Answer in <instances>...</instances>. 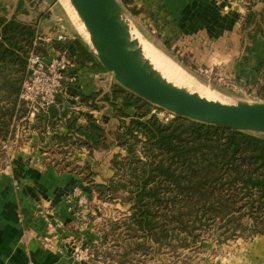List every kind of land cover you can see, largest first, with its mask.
Masks as SVG:
<instances>
[{
  "label": "crops",
  "instance_id": "crops-1",
  "mask_svg": "<svg viewBox=\"0 0 264 264\" xmlns=\"http://www.w3.org/2000/svg\"><path fill=\"white\" fill-rule=\"evenodd\" d=\"M140 2L143 5L140 28L149 30L150 7L156 4V12L153 9L152 14H157L158 36L173 38L171 48H176L195 67H205L211 74L213 70L220 75L216 80L205 75L211 85L232 90L258 87L259 76L264 73V28H246L253 38L252 47L244 43L242 30L264 14V0ZM0 14L33 24L44 49L56 41L57 33H65L69 58L66 87L55 103L57 114L44 128L25 132L26 144L15 152L13 169L10 173L0 171V264H76L72 258L75 242L86 235L96 243L99 236L88 229L90 223L85 216L74 218L65 209L63 193L79 186L96 196L79 173L59 171L56 167L60 150L69 147L57 139L67 135L68 115L64 117L61 113H73L78 123L95 119L106 131H112L120 119L111 100L103 96L110 94L117 82L97 60L83 26L65 0H0ZM247 14L253 17L251 21L248 18V23ZM224 77L228 79L225 81ZM102 104L106 109H101ZM127 112L134 115L135 110L130 108ZM70 149L74 155L67 161L88 164L95 170L99 183L106 174L102 172L100 177L95 165L104 167L100 158L107 155L103 170L109 169V173L103 182L112 177L108 155L116 151ZM259 240L262 241L255 239L257 242L251 244L253 248L245 255L250 256L247 263L264 264V240L262 244ZM247 258L241 259L244 264Z\"/></svg>",
  "mask_w": 264,
  "mask_h": 264
},
{
  "label": "trees",
  "instance_id": "trees-1",
  "mask_svg": "<svg viewBox=\"0 0 264 264\" xmlns=\"http://www.w3.org/2000/svg\"><path fill=\"white\" fill-rule=\"evenodd\" d=\"M36 35L33 24L0 14V140L13 134V118L18 120L28 112L19 92L29 52L45 53L40 41L34 45ZM258 91L264 95V83ZM103 99L111 100L121 122L114 135L95 119L78 123L73 113L63 111L61 115H68L67 135L57 139L69 147L60 153L113 145L124 150L113 155V176L107 183H95L93 177L85 180L101 196L125 195L121 201L130 202V214L120 224L129 237L142 239L136 245L166 243L172 238L194 240L198 228L219 221L230 234L264 233V134L178 116L162 121L152 112L157 106L119 84ZM130 108L134 115L127 112ZM55 114L54 104L36 114L32 128H44ZM68 165L81 174L90 168L66 159H60L56 167ZM126 249L130 251L129 243Z\"/></svg>",
  "mask_w": 264,
  "mask_h": 264
},
{
  "label": "rangeland",
  "instance_id": "rangeland-1",
  "mask_svg": "<svg viewBox=\"0 0 264 264\" xmlns=\"http://www.w3.org/2000/svg\"><path fill=\"white\" fill-rule=\"evenodd\" d=\"M140 1L141 0H118V2L124 9L127 21L129 22L133 30L136 31L139 39L143 43H145L147 49L149 48L148 50L150 51V53H153L164 62H168L169 64L178 68L179 72H182L181 74H183L184 77H186L190 81L193 80V84L197 85L199 88L201 87L200 89H194V91H200L199 93L231 103L237 101L264 102V95L258 91L259 86L264 83V73L263 75L260 74L259 76L258 87H248L232 90L229 87L224 88L211 85V83L208 82V78L206 76H209L211 78L213 77L216 80L220 78V75L215 74L213 70L212 74H214L212 75L210 70L205 67H195L194 65L189 63L188 59L184 57V55H182L176 48H171V46L173 45V38L169 36L165 38L158 36L157 14H152L153 9L156 12V4H153L152 7H150V16L152 21L150 23L151 27L149 26V30L143 29L144 31L140 28L143 7ZM65 2L69 6L68 1L65 0ZM133 2H135V5H133ZM249 18L250 21L253 20V17L251 18V15ZM135 25H137L138 28H136ZM249 25H244L243 28H245V31L242 30V33L243 35L245 34L244 43L246 44V46L252 47L250 43L253 44V38L249 37L250 32L247 31L246 28H252V30L264 28V14L258 17L256 21H251V24ZM109 74L113 79V75L111 73ZM224 78L225 81L228 79L227 77ZM210 82H212V80ZM103 102L105 101L103 100ZM104 107L106 106L102 104L101 109H106ZM152 112L162 121H165V118L170 116L168 112L165 113L163 112V109H160L158 107L152 109ZM130 114L133 115V112H130ZM125 120L127 121L128 118ZM120 123L121 122L119 121V125ZM119 125L115 129L110 131L111 137L114 135V131L119 127ZM16 126L18 127L16 128ZM22 130L23 121L16 120L15 130L13 134H11L10 137H7L4 140H0V171L10 173V170L13 169L12 158L15 152L22 148L23 143L26 144V142L24 141L25 138H23L25 136V133ZM62 144L67 145L66 143ZM81 149L86 150L85 148H76L75 150ZM108 149H110L111 151H116L115 153H109L108 155V158L110 159L109 168L112 171L113 176V170L111 168L112 157L117 153L124 154L125 152L115 145L111 146ZM64 152L65 153H59V157L63 161L65 159L67 160V158L73 157L74 155L71 149ZM106 158L107 155L106 157L103 156L100 158L101 164L104 167H101L100 164L95 165V167L97 168L98 173L101 172L100 177H103V174H106V178H108L107 176L109 173V169H107L106 172L105 170H103L105 169L104 160H106ZM58 170H65L66 172H74L77 174L79 173V175L82 177V181L88 185V190L92 189L95 192L96 197L94 198L93 194L91 195V193H87V191H84L82 187L74 186L64 192L62 197V200L66 205L65 209L67 210V204H71L68 203L67 196H70L75 191L80 192V195L84 199V202L79 207L80 214H73V216L74 218L79 217L80 215L85 216L84 218H87L90 223L88 229L92 232H95L99 236V241L97 239L96 243L92 242L89 237H86V235L80 237V239L77 240L78 242H75V248L72 252L73 260L74 253L78 247H88L89 254H92V257H90L89 260L85 261L84 264H244L241 259L247 258V256L245 255L249 254L250 248H253L251 247V244L253 242H257L255 241V239H262V241H258V243L260 244H262L264 240V233L247 234V231L245 230L244 233H239L237 231L235 234H230V232L225 230L224 225L219 221V223L212 222L208 225H203L201 228H198L200 229V233L197 237L194 238V240H190L189 238L184 241L180 238H172L170 242L166 243H153L150 244V246L149 244L147 245V243L144 246L136 245V243L138 241H142V239H138L137 236L129 237L125 229L121 228L123 226L122 223L120 224V222H123L122 219L126 216H129L130 214V202L126 200L122 203L121 201L122 196H125L123 193L118 192L117 195L112 198L107 195H99L90 184V182L85 180V178L87 177H93L92 180H94L95 183H99V181L97 180L99 179L98 176L96 177L95 174H93V176H90L89 174L91 172H95V170L92 168L83 170V174L80 173L81 170H78L70 165L61 166L58 168ZM102 172L104 173L102 174ZM106 178L103 177V180H101L100 183H107L108 180L106 182H103ZM77 204V198H75L74 202L72 203V205H75V209L78 208ZM112 222H118L119 225L113 226L111 225ZM241 222L244 221L242 220ZM85 227H87V225ZM238 229L239 228H237V230ZM128 243L130 245V251L126 249ZM100 251L102 252V256L99 255ZM249 258L250 256L247 258L246 264H251L247 263ZM74 262L76 261L74 260Z\"/></svg>",
  "mask_w": 264,
  "mask_h": 264
},
{
  "label": "water",
  "instance_id": "water-1",
  "mask_svg": "<svg viewBox=\"0 0 264 264\" xmlns=\"http://www.w3.org/2000/svg\"><path fill=\"white\" fill-rule=\"evenodd\" d=\"M67 1L99 63L127 91L174 116L264 134V102L207 99L174 85L155 70L131 38V25L118 0Z\"/></svg>",
  "mask_w": 264,
  "mask_h": 264
},
{
  "label": "built area",
  "instance_id": "built-area-1",
  "mask_svg": "<svg viewBox=\"0 0 264 264\" xmlns=\"http://www.w3.org/2000/svg\"><path fill=\"white\" fill-rule=\"evenodd\" d=\"M38 40L39 36L36 35L34 45ZM55 40L50 48L46 49L45 47L44 54H39L34 49L28 54L26 72L19 92V100L24 102L28 112L18 120L15 117L13 118V130H15L16 120L23 121L22 131L24 133L32 130L31 125L35 120L36 114L54 105L57 95L64 92L66 81L68 80L69 58L66 49L68 40H66V35L63 32L57 33ZM163 112L166 113L168 111L163 110ZM168 113L170 116L166 117L165 121L173 117V113ZM10 136L9 133L8 137ZM75 198H77L78 203L77 209H75V205H72ZM67 201L71 203L70 205L67 204V211L76 215L79 213V207L84 202V199L79 191H75L70 196H67ZM90 257H92V254H89L88 247H78L74 253L76 264H84Z\"/></svg>",
  "mask_w": 264,
  "mask_h": 264
},
{
  "label": "bare ground",
  "instance_id": "bare-ground-1",
  "mask_svg": "<svg viewBox=\"0 0 264 264\" xmlns=\"http://www.w3.org/2000/svg\"><path fill=\"white\" fill-rule=\"evenodd\" d=\"M74 12V11H73ZM75 13V12H74ZM83 26V25H81ZM83 28V27H82ZM135 28V27H134ZM87 36V34H86ZM130 36L133 39H136L138 42V46L141 49L143 57L152 65V67L157 70L166 80L173 83L176 86L183 87V88H189L187 90L191 92H197L194 91V89H200L197 85L193 84L192 81L187 79L186 77L181 74L182 72H179L178 68L174 67L173 65L169 64L168 62H164L159 57L155 56L153 53H150V51L147 49V46L145 43H143L139 37L137 36L136 31L133 30L132 27H130ZM156 51V50H155ZM154 52V51H153ZM156 53V52H155ZM158 53V52H157ZM160 55V54H158ZM170 61V60H169ZM173 64V63H172ZM190 78V77H189ZM196 83V82H195ZM191 88V89H190ZM193 89V90H192ZM200 92V91H199ZM197 92L200 96L205 97L207 99L211 100H218L215 98H212L210 96H207L205 94ZM217 98V97H216ZM223 100V99H222ZM221 101V100H218ZM224 103H228L227 101H221Z\"/></svg>",
  "mask_w": 264,
  "mask_h": 264
}]
</instances>
